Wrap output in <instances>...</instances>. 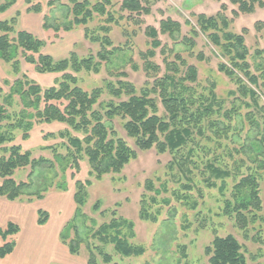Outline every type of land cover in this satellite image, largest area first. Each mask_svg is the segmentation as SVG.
<instances>
[{"label": "rangeland", "instance_id": "374dc122", "mask_svg": "<svg viewBox=\"0 0 264 264\" xmlns=\"http://www.w3.org/2000/svg\"><path fill=\"white\" fill-rule=\"evenodd\" d=\"M144 1L150 8L148 15L133 14L128 19L110 25L108 36L113 46L118 49L108 55L106 61L100 63L97 72L92 70H81L77 73L68 70V72L76 77L77 85L84 91L89 92L96 87L103 89L98 103L108 101L117 103L125 100L127 96L115 98L105 88L106 82L117 86L118 80L127 81L133 84L138 92L145 83L150 84L154 77L163 74V58L173 61L174 51H177L188 65H193L197 69V81L192 84L197 92L206 94L212 85L218 101L222 102L220 107H214L210 116L217 122H223L218 126L220 135L206 128L203 136H196L199 147H196L194 155L200 156L198 161L203 160L202 164L199 163L197 168L189 165L191 175L188 173L183 175L175 168L170 169L168 164L172 159L171 153H158L155 148L137 149L133 139L129 138L122 128L124 120L114 116L109 123L110 126L115 131L116 137L123 138L135 150L136 157L130 159L119 173L104 174L100 179H96L94 174H89L90 166L85 155L80 156L77 164L73 162V157L67 155L68 140L63 132L67 130L71 136L79 138L83 137V133L72 130L64 123H43L32 120L25 138L22 137V129H8L12 140L3 146L19 145L22 151L28 150L32 158L42 157L49 161V166L36 167L31 175L33 187L30 192H42L44 197L32 201H27L28 196H21L17 201L0 198V201H4L0 202V226L4 227L10 220L19 226V230L20 228L24 230L25 234L32 230L37 232L36 227L39 225L35 223V219L34 224L30 225L32 221L30 215L24 221L20 220L18 215L22 208L19 204L22 203L28 204L24 206L30 211L41 209L49 213L52 221L47 222V229L53 226L56 218L58 220L60 218L54 212L51 214L45 207H59L55 210L59 209L60 217H65V221L69 220L74 211V182L88 179L90 184L86 188L87 199L82 208L86 218L79 217L76 220L80 238L79 254L65 261L64 264H83L84 258L87 259L88 255L87 245L101 246L104 251L112 255L113 262L117 264H208V256L204 253V249L215 235L234 236L242 245L247 264H264V161L259 162L261 159L264 160V110L261 109L264 106V7H256L251 13H239L233 16L231 11L235 6L228 0ZM22 3L23 0H15L6 12L0 14V20L13 16ZM221 4L225 7L224 13L231 18L230 29L236 33H241L243 28L247 30L244 35L245 45L248 48L247 66L249 72L258 77L259 87L248 85L246 78L238 70L236 74L245 84L255 89L259 98L256 107L249 104L251 99L248 94L245 97L239 95L237 85L218 70L221 61L229 66L228 61L219 55L218 49L204 35L199 34L195 38V46L191 48L192 50L177 43L181 35H188L189 27L185 21L194 23L192 14L213 15L220 9ZM118 6V2H115L109 10L117 13ZM64 14L65 12L60 11L58 20H64ZM122 14L126 16L127 13L122 12ZM50 17L52 21V16ZM166 17L180 22L181 34L176 35L174 43L168 35L159 33L158 38L161 43L172 47L174 51L160 54L159 49H156L155 56L149 60L158 65L160 70L147 72L144 69L145 59L142 53L149 48L150 38L145 35L144 30L147 26L158 29L159 21ZM104 18L94 15L89 27L96 29L103 24ZM135 20H139V23H135ZM257 22L261 23L259 29L256 26ZM54 38L51 35L42 49L43 53L54 59L65 58L70 52H75L78 57L95 55L101 47L98 43L84 39L83 34L78 32L62 43L52 44ZM69 39L74 41L73 47L66 44ZM19 62V72L14 74L10 65L0 60V104L10 116V121L5 120L4 123L15 122L20 117L23 109L20 95L16 92H13L10 98L8 95L12 91L11 86L17 79L20 80L23 74L42 89L54 85L61 76V73L37 72L21 56ZM180 68L183 69L182 66ZM120 72L124 75H119ZM22 88L26 89L27 85L24 84ZM157 105L158 114L164 115L159 99ZM94 108H98V105L96 104ZM229 111V117H226L225 113ZM250 144H255V147L250 148ZM202 147L208 151L201 149ZM57 156L62 157L61 160ZM207 160H212L216 166L219 165L230 172L224 179V185H221L220 178H210L215 185H207L206 180L210 177V173L204 168ZM29 171L28 166L16 169L12 177L16 181H24ZM247 173L256 175L261 210L258 212L259 219L249 224L245 230H241L232 215L222 213V208L226 201H232L233 186ZM186 177H191V182H188ZM148 183H151L152 187L148 186ZM62 184L64 187H60ZM185 185H188L189 189L184 188ZM157 190L159 193H156ZM164 198L169 200L168 204L164 202ZM142 200L145 210L156 219L139 217ZM95 204L98 205L96 209H94ZM113 217L130 220L133 223V235L130 234L129 229L122 230L127 237L129 236V242L141 244L145 248L142 256L122 257L114 252L112 245H102L92 237L99 225L109 222ZM91 219L95 221L94 225L91 224ZM73 238L74 234L71 231L69 239ZM7 239L12 240V237L9 236ZM2 244L0 237V245ZM94 254L97 257L96 250ZM96 259L97 264H104L99 256ZM0 264H8V259H0Z\"/></svg>", "mask_w": 264, "mask_h": 264}, {"label": "trees", "instance_id": "16d2710c", "mask_svg": "<svg viewBox=\"0 0 264 264\" xmlns=\"http://www.w3.org/2000/svg\"><path fill=\"white\" fill-rule=\"evenodd\" d=\"M228 1L235 6V9L231 11L233 16L239 13H251L256 7H264V0ZM115 2H118L119 5L117 13L114 10H109ZM14 3L15 0H2L0 14L6 12ZM24 3L28 5V11L42 13V28L52 30L55 37L61 32L82 29L84 39L98 43L101 47L95 55L78 57L75 52H70L65 58L54 59L43 53L42 48L46 44L44 39L26 30L15 29L18 11L13 16L0 20V60L8 63L14 74H17L20 69L19 56L26 63L32 65L37 72L61 73L55 84L45 89L28 80L25 74L21 78L24 81L17 79L14 82L8 98L13 92H16L20 95L23 104L20 117L15 122L4 123L5 120L10 121V116L6 114L4 106L0 104V198L17 201L21 196H28L27 201H32L44 197L42 192H30L33 187L31 175L36 167L49 166V161L42 157L32 158L30 152L22 151L19 145L3 146L12 140L11 132L8 129H22V137L25 138L32 120L43 123H64L72 130L83 133V137L79 138L71 136L67 130L63 132L68 140L67 155L73 157V162L76 164L81 158L80 156L85 155L90 166L89 174H94L96 179H100L104 174L119 173L130 159L136 157L135 150L123 138L116 137L115 131L110 126L109 123L114 116H119L124 120L122 128L125 134L133 139L137 149L155 148L158 153H171L172 159L168 164L170 169L175 168L183 175L186 173L191 175L189 165L197 168L199 163L202 164L203 160L198 161L200 156L194 155L196 147H199L196 136H203L206 128H210L220 135L218 126L223 122H217L210 116L214 107H220L222 102L218 101L212 85L206 94L198 93L195 86L192 85L197 81L196 67L188 65L177 51L162 44L158 38L159 33L166 34L175 43L176 35L181 34L179 21L166 17L159 21L158 29L147 26L144 30L145 35L150 38L149 48L142 53L145 59L144 69L147 72L160 70L158 65L149 60L155 56L156 49H159L160 54L174 51L173 61L163 58V74L154 77L150 84L145 83L138 92L134 85L127 81L118 80L117 86L106 82L105 88L109 94L115 98H121L122 95L127 98L117 103L113 101L98 103L103 89L96 87L89 92L84 91L77 85L76 77L68 70L75 73L81 70L97 72L100 63L106 61L108 55L118 49L113 46L108 36L110 25L128 19L133 14L148 15L150 8L146 1L68 0L66 3H61L56 0H24ZM56 5L59 6L60 11L65 12L64 20L52 18L51 21L49 12ZM46 9H49L48 13H46ZM224 9V5L221 4L220 9L213 15L192 14L194 23L185 21L189 27L188 35H181L177 43L184 45L186 49H191L195 46V38L199 34L204 35L218 49L219 55L228 61L229 66L221 61L218 64V70L237 85L239 95L245 97L248 94L251 99L249 104L256 107L259 98L254 88L259 87V83L258 77L249 72L247 66L248 48L245 45L244 37L247 30L243 28L241 33L233 32L230 29L231 18H228L224 13ZM122 12L127 13L126 16ZM115 14L117 15L115 16ZM94 15L105 17L103 24L96 29L89 27ZM135 23H139V20H135ZM260 24L257 22L258 29ZM180 66L183 67L182 70ZM237 70L246 78L248 85H253L254 88L241 80L236 74ZM119 75L123 76L124 73L120 72ZM24 84L27 85L26 89L22 88ZM157 99L164 109V115L158 114ZM96 104L98 108L95 109ZM261 109L264 110V106ZM229 113L230 111L225 113L226 117H229ZM227 127L225 126V128ZM254 145L250 144L249 147L253 148ZM201 149L208 151L205 147ZM58 158L61 160L62 157ZM25 166L30 168L26 180H14L12 177L14 170ZM204 168L210 173V177L206 180L208 186L215 185L210 181V178H220L221 185H224V179L230 174L226 168L216 166L212 160H207ZM186 178L188 182H191V177ZM89 184L90 180L88 179L74 182V211L59 232L61 242L73 255L79 254L80 238L76 220L79 217L86 218L82 208L87 199L86 188ZM148 186L152 187V184L148 183ZM60 187H64L63 184ZM184 188L189 189V186L185 185ZM156 193L159 191L157 190ZM231 197L232 201L225 202L222 213L232 215L237 227L245 230L249 224H253L259 219L258 212L261 210L256 175L247 173L242 176L233 186ZM164 202L168 204L169 200L164 198ZM96 208H98L97 204L94 206V209ZM139 217L141 219H156L145 210L143 200ZM47 218L46 211L41 209L37 211V224L43 225ZM90 222L92 225L95 224L92 219ZM123 228L129 229L130 234L133 235V223L130 220L113 217L109 222L99 225L92 237L102 245H112L114 252L122 257L142 256L145 248L141 244L129 242V236L125 235ZM71 231L74 234L73 239H69ZM18 232L19 226L13 221L9 220L4 227L0 226V237L3 241V244L0 245V259L12 253ZM9 236L12 237V240L7 239ZM86 248L88 250L87 264H97L98 256L104 264H117L113 262L112 255L104 251L101 246L90 247L87 245ZM182 249L184 248L182 247ZM94 250L97 251V257ZM204 253L208 256V264H247L242 245L232 235L223 237L215 235L211 243L205 247Z\"/></svg>", "mask_w": 264, "mask_h": 264}, {"label": "crops", "instance_id": "0c3cea01", "mask_svg": "<svg viewBox=\"0 0 264 264\" xmlns=\"http://www.w3.org/2000/svg\"><path fill=\"white\" fill-rule=\"evenodd\" d=\"M57 2L66 3L68 0H56ZM94 1V0H91ZM28 5L23 3L20 5L19 9L17 11L19 12L16 20L15 29L16 30H26L27 32L32 33L33 35L44 39L45 41H49L51 35L54 36V32L52 30H44L42 28L43 23V15L42 13H37L33 11L27 10ZM48 13L49 9H46ZM53 12H55L53 14ZM60 12L59 6H54V8L51 9L49 12V16H52V18H59L58 13ZM17 25H19V28H17ZM82 33V29L73 30L66 32L64 34H59L58 36H54V40H52V44L54 43H62V41H65L67 38H69L74 33ZM68 43V46L73 47L74 41L69 39L66 44ZM76 44V43H75ZM51 45V44H50ZM64 45V43H63ZM46 46V45H45ZM44 46V47H45ZM43 47V48H44ZM42 48V49H43ZM1 200L0 202H2ZM4 202V201H3ZM21 205V212L23 214L19 213V218L21 221H24L27 219L30 215L31 222L30 225L34 224L37 220L36 213L38 211L36 210H28L27 207L24 205L28 204H19ZM47 206V205H46ZM52 207V206H51ZM47 210H50L51 214H54L60 218L59 220L56 218V220L53 223V226H50V229H47V222L52 221V217H49L47 221L43 225H39L36 228L38 229L37 232L32 230L28 233H23L22 229L20 228L18 234V237L16 238L15 247L12 251V253L3 260L8 259V264H64L65 261L70 260L75 255L71 254L68 251V248L65 244H63L59 238V232L62 229L64 222H66L65 217H60V211L59 209L55 210L59 207H52L47 208ZM54 210V211H53ZM45 211V210H44ZM53 216V215H52ZM49 228V227H48ZM87 258V257H86ZM68 264V263H67ZM74 264V263H72ZM83 264H87V259L84 258Z\"/></svg>", "mask_w": 264, "mask_h": 264}]
</instances>
